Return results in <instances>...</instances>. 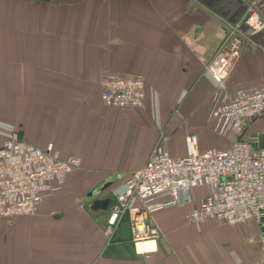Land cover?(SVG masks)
Instances as JSON below:
<instances>
[{
  "label": "crops",
  "instance_id": "obj_1",
  "mask_svg": "<svg viewBox=\"0 0 264 264\" xmlns=\"http://www.w3.org/2000/svg\"><path fill=\"white\" fill-rule=\"evenodd\" d=\"M248 1L0 0V144L16 132L38 147L52 143L57 158L77 157L81 164L52 184L35 214L11 224L0 219V264L258 263L263 225H230L240 228L234 231L241 243L235 244L215 228L219 221L187 220L203 187L195 188L192 202L149 215L158 238L142 253L131 247L126 255L105 254L109 207L93 205L111 197L113 183L123 189L161 133L173 156L185 153L190 134L200 151L229 146L209 117L213 81L204 65ZM257 7L264 14V0ZM233 41L239 56L225 85L228 94L264 83V29L251 33L240 24ZM107 74L141 77L143 105H105L101 80ZM181 126L182 151L173 147Z\"/></svg>",
  "mask_w": 264,
  "mask_h": 264
},
{
  "label": "built area",
  "instance_id": "obj_2",
  "mask_svg": "<svg viewBox=\"0 0 264 264\" xmlns=\"http://www.w3.org/2000/svg\"><path fill=\"white\" fill-rule=\"evenodd\" d=\"M258 0L246 3L240 20L225 34L212 58L204 65V73L213 81L209 117L214 132L226 136L225 148L200 151L196 134L185 138V153L173 156L160 134L145 163L132 170L122 183L109 188V207L104 234L109 241L115 228L127 214L130 238L135 252H146L147 243L158 238V230L148 221L150 214L184 206L195 198V188L203 187L204 196L197 207L189 210L190 222L215 219L227 225L254 220L264 226V145L254 148L248 137L261 133L264 142V83L239 88L232 94L225 90L227 79L238 59L239 48L233 41L240 24L251 33L264 29V14ZM144 80L137 76L107 74L101 80V98L105 105L120 110L138 108L145 99ZM260 131H245L255 122ZM253 140L258 142L256 136ZM81 168L77 157L59 159L52 143L38 147L21 140L14 132L0 144V219L11 224L18 216L36 213L43 196L55 182ZM264 248V236L262 239ZM257 264H264V256Z\"/></svg>",
  "mask_w": 264,
  "mask_h": 264
},
{
  "label": "trees",
  "instance_id": "obj_3",
  "mask_svg": "<svg viewBox=\"0 0 264 264\" xmlns=\"http://www.w3.org/2000/svg\"><path fill=\"white\" fill-rule=\"evenodd\" d=\"M253 126V125H252ZM250 126L246 131L245 135L250 133ZM129 221L127 214L119 221V225L116 227L111 239L110 245L105 249V254L115 253L117 255H126L130 248L133 247L130 234H129Z\"/></svg>",
  "mask_w": 264,
  "mask_h": 264
},
{
  "label": "rangeland",
  "instance_id": "obj_4",
  "mask_svg": "<svg viewBox=\"0 0 264 264\" xmlns=\"http://www.w3.org/2000/svg\"><path fill=\"white\" fill-rule=\"evenodd\" d=\"M257 122H259V121H257ZM257 122H255V123H257ZM252 128H253V126H252ZM260 128L262 129V125H261ZM171 133H172V131H171ZM171 133L169 134L170 136H171ZM183 133H184V127L181 126V128L178 129L176 131V133L173 135V147H175V149H178V150H181V151H182V138H181V136H182ZM220 146H222V145H220ZM217 224L220 227H215V228L221 230L225 234H228V235L232 236L233 239L231 238L230 241H233L235 244H237V243L240 244L241 243V238L239 237L237 232L234 231V230H239L240 229V228H238L239 226L229 227L230 225L224 224L222 222H217ZM246 226H247V228L252 227L250 225L243 224L244 229H245ZM244 244L248 247V242L245 241ZM249 246L252 247L253 249H255V243H253V244L250 243ZM258 249H259L258 257H260L263 254V247L261 246V243H259V248Z\"/></svg>",
  "mask_w": 264,
  "mask_h": 264
},
{
  "label": "water",
  "instance_id": "obj_5",
  "mask_svg": "<svg viewBox=\"0 0 264 264\" xmlns=\"http://www.w3.org/2000/svg\"><path fill=\"white\" fill-rule=\"evenodd\" d=\"M254 136L257 137L258 142L255 143V141L253 140ZM248 142H250V144L254 147V148H262L264 145L263 142V137L261 133H251L248 137ZM114 181V179H110L108 181H106L100 188V191H103L105 188H107L112 182ZM110 204V199L106 198V199H99V200H95L94 204L95 206H98V208H101L103 210L107 209L108 206ZM262 231L264 232V226L262 227Z\"/></svg>",
  "mask_w": 264,
  "mask_h": 264
},
{
  "label": "bare ground",
  "instance_id": "obj_6",
  "mask_svg": "<svg viewBox=\"0 0 264 264\" xmlns=\"http://www.w3.org/2000/svg\"><path fill=\"white\" fill-rule=\"evenodd\" d=\"M146 248H148V245L146 244Z\"/></svg>",
  "mask_w": 264,
  "mask_h": 264
}]
</instances>
